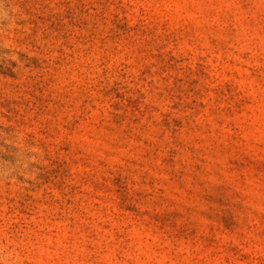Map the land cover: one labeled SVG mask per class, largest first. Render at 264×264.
<instances>
[{
  "label": "rangeland",
  "instance_id": "rangeland-1",
  "mask_svg": "<svg viewBox=\"0 0 264 264\" xmlns=\"http://www.w3.org/2000/svg\"><path fill=\"white\" fill-rule=\"evenodd\" d=\"M0 264H264V0H0Z\"/></svg>",
  "mask_w": 264,
  "mask_h": 264
}]
</instances>
